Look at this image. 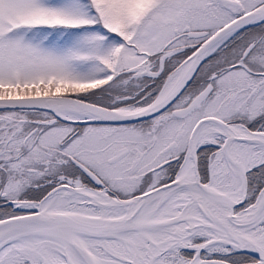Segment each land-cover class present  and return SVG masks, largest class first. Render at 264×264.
<instances>
[{"label": "snow or ice", "instance_id": "1", "mask_svg": "<svg viewBox=\"0 0 264 264\" xmlns=\"http://www.w3.org/2000/svg\"><path fill=\"white\" fill-rule=\"evenodd\" d=\"M0 264H264V0H0Z\"/></svg>", "mask_w": 264, "mask_h": 264}]
</instances>
